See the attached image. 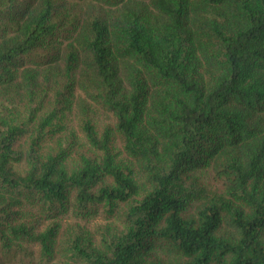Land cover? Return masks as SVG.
<instances>
[{"label":"trees","instance_id":"16d2710c","mask_svg":"<svg viewBox=\"0 0 264 264\" xmlns=\"http://www.w3.org/2000/svg\"><path fill=\"white\" fill-rule=\"evenodd\" d=\"M25 259L264 264V0H0V264Z\"/></svg>","mask_w":264,"mask_h":264},{"label":"rangeland","instance_id":"374dc122","mask_svg":"<svg viewBox=\"0 0 264 264\" xmlns=\"http://www.w3.org/2000/svg\"><path fill=\"white\" fill-rule=\"evenodd\" d=\"M33 248V246H31V249ZM33 250H35V248H33ZM28 263V259L24 260V264ZM15 264H21V262L16 261Z\"/></svg>","mask_w":264,"mask_h":264}]
</instances>
